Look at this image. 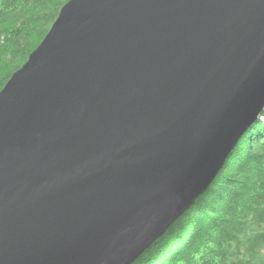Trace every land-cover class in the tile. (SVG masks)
<instances>
[{
    "label": "water",
    "instance_id": "1",
    "mask_svg": "<svg viewBox=\"0 0 264 264\" xmlns=\"http://www.w3.org/2000/svg\"><path fill=\"white\" fill-rule=\"evenodd\" d=\"M264 111V0H69L0 91V264H130Z\"/></svg>",
    "mask_w": 264,
    "mask_h": 264
},
{
    "label": "trees",
    "instance_id": "2",
    "mask_svg": "<svg viewBox=\"0 0 264 264\" xmlns=\"http://www.w3.org/2000/svg\"><path fill=\"white\" fill-rule=\"evenodd\" d=\"M69 0H0V91ZM130 264H264V111L207 189Z\"/></svg>",
    "mask_w": 264,
    "mask_h": 264
}]
</instances>
